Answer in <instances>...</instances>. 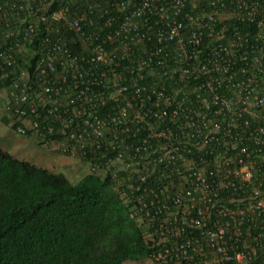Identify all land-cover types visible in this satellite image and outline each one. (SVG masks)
<instances>
[{
    "label": "built area",
    "instance_id": "1",
    "mask_svg": "<svg viewBox=\"0 0 264 264\" xmlns=\"http://www.w3.org/2000/svg\"><path fill=\"white\" fill-rule=\"evenodd\" d=\"M40 28L14 131L108 175L150 264H264V0H0V73Z\"/></svg>",
    "mask_w": 264,
    "mask_h": 264
},
{
    "label": "trees",
    "instance_id": "2",
    "mask_svg": "<svg viewBox=\"0 0 264 264\" xmlns=\"http://www.w3.org/2000/svg\"><path fill=\"white\" fill-rule=\"evenodd\" d=\"M230 26L254 31L249 23L233 21ZM43 35L40 28L27 46L30 56L0 73V91L20 71L32 74ZM130 208L108 175L87 174L72 184L62 174L0 149V264H125L147 259L150 246L143 228L130 217Z\"/></svg>",
    "mask_w": 264,
    "mask_h": 264
},
{
    "label": "rangeland",
    "instance_id": "3",
    "mask_svg": "<svg viewBox=\"0 0 264 264\" xmlns=\"http://www.w3.org/2000/svg\"><path fill=\"white\" fill-rule=\"evenodd\" d=\"M4 92H0V127L4 130L0 131V149L9 152L13 157L28 161L37 166L50 171H55L58 174L64 175L72 184L77 183L82 177L86 175V171L83 170L78 164L68 157L59 156L55 145L46 144L40 142L33 137H22L18 135L9 124V119L5 115L2 106ZM3 118L7 122H3ZM3 120V121H2ZM8 129H7V128ZM45 154H49L50 158L54 160L53 163L45 161ZM56 161V163H55ZM125 264H150L147 259L138 262H126Z\"/></svg>",
    "mask_w": 264,
    "mask_h": 264
},
{
    "label": "crops",
    "instance_id": "4",
    "mask_svg": "<svg viewBox=\"0 0 264 264\" xmlns=\"http://www.w3.org/2000/svg\"><path fill=\"white\" fill-rule=\"evenodd\" d=\"M7 128V127H6ZM8 129V128H7ZM1 130H4V128L3 127H0V131ZM9 153V152H8ZM10 154V153H9ZM44 157H46V158H50V156H49V154H45L44 155ZM48 160V163H53V159H52V157L50 158V159H46L45 161H47ZM55 163H56V161H55ZM48 170V169H47ZM48 171H50V170H48ZM50 172H52V171H50ZM53 173H56L55 171H53Z\"/></svg>",
    "mask_w": 264,
    "mask_h": 264
}]
</instances>
